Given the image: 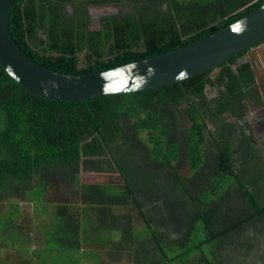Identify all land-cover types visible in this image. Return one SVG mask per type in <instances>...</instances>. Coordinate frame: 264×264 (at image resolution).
Returning <instances> with one entry per match:
<instances>
[{
    "label": "trees",
    "instance_id": "1",
    "mask_svg": "<svg viewBox=\"0 0 264 264\" xmlns=\"http://www.w3.org/2000/svg\"><path fill=\"white\" fill-rule=\"evenodd\" d=\"M126 4L130 12L121 9L102 17L98 30L89 29L88 5ZM262 5L264 0H17L10 27L37 64L85 75L187 46ZM246 52L214 75L210 70L156 89L70 102L29 92L0 64V204L4 196L39 195L35 188L43 190L45 201L54 182L53 194L66 198L54 212L39 213L52 221L56 235L47 253L37 254L38 264L53 262V253L81 252L92 230L101 243L86 252L90 264L95 256V264H110L111 258V264L115 258L118 264H226L220 251L240 235L248 240L256 228L264 232V155L237 123L256 84ZM208 89L216 96L208 97ZM209 125L216 148L211 166L204 152ZM130 146L138 158L130 156ZM82 171L118 172L123 183H84ZM135 210L142 220L138 227ZM6 218L0 220V240L6 238L2 230L15 235L10 246H0L18 257L5 259L0 247V264H31L28 252L16 246L22 238L15 221L21 218L12 212ZM56 241L59 246H51ZM238 249L250 255V247ZM248 262L244 256L239 264Z\"/></svg>",
    "mask_w": 264,
    "mask_h": 264
},
{
    "label": "water",
    "instance_id": "2",
    "mask_svg": "<svg viewBox=\"0 0 264 264\" xmlns=\"http://www.w3.org/2000/svg\"><path fill=\"white\" fill-rule=\"evenodd\" d=\"M17 0H0V64L24 89L59 101H84L182 82L218 68L264 41V5L230 26L176 50L103 72L73 75L31 60L18 46L10 27ZM247 61V60H245Z\"/></svg>",
    "mask_w": 264,
    "mask_h": 264
},
{
    "label": "rangeland",
    "instance_id": "3",
    "mask_svg": "<svg viewBox=\"0 0 264 264\" xmlns=\"http://www.w3.org/2000/svg\"><path fill=\"white\" fill-rule=\"evenodd\" d=\"M93 6V5H92ZM121 9H123V11H131V7L129 5H124V7L122 8H118V7H114V6H93L91 7V13L92 16L94 18V23L95 25H98V18L103 16V15H108V14H116L119 11H121ZM83 58V56H81ZM258 61L261 65V68L264 71V59H262V57L259 55L258 56ZM80 66H83V61L80 63ZM218 72V68L214 69V72L212 75L216 74ZM216 92L214 90L208 89V97H212L215 96ZM185 121L187 122V124L190 123V121H188V119L186 118ZM213 131L214 127L212 125L208 126V141L206 140L205 142V147H204V152H205V158L207 159V161L209 160V166L213 165L212 162H214V154L216 153V148L213 146V142H212V136L211 133L209 131ZM260 147V152L261 155H264V145L262 144V142H260V144L258 145ZM129 152H130V156L131 157H135L138 158V150L134 147H128ZM236 157L238 158L239 155L236 154ZM181 166H184L183 164H181ZM251 164L249 163L248 165H246L247 168H250ZM206 167H208V165L206 164ZM252 170H254V168H251ZM187 173V172H186ZM185 173V175H186ZM82 181L84 183H106V184H122L123 180L121 175L118 172H114V173H97V172H84L82 171ZM180 174L182 176H184V173L182 174L180 172ZM248 174V173H247ZM199 183V185L202 184V180L199 179V181L197 182ZM49 186L47 187V196H46V200H48L49 202H58V203H63L64 202V195H62L61 193H56L53 194L54 191L56 190L57 184L54 183H49ZM61 187V186H60ZM63 187V186H62ZM62 191H65V189H59ZM34 191H38L40 194L39 195H32L31 193H29L26 198H16L13 196H4V199L2 201V203L0 204V220L2 219L1 217H4V219L2 220H7L9 221L8 218L5 219V217H8L9 213L12 212V214H15L17 216V218H21L16 219V221L21 222L22 223V228H28L27 225L30 223V221H33V219L31 218L32 216V212H35L36 214L34 215L36 217V219H34L35 221H45L46 218L44 215H41L39 213H44L46 214V212H54L51 207V205L45 203V201L41 200V196L43 193V190L40 188H35ZM45 194H43L44 197ZM67 197L69 196L68 193L65 194ZM74 199V196L70 195L68 199ZM165 201H161L160 205V210H159V215L158 218L163 220V217L166 215L165 213ZM33 204V205H32ZM33 206V207H32ZM10 211V212H9ZM22 213V215L19 216V214ZM38 215V216H37ZM47 216V215H46ZM50 216V215H49ZM49 219V218H48ZM50 220V219H49ZM3 221V222H4ZM133 221L135 222V227L141 226V219L139 218L137 211H134V216H133ZM1 222V221H0ZM51 222V221H50ZM43 224V223H41ZM45 225V223H44ZM39 226V225H38ZM36 226L37 230H41L40 227ZM2 227V226H0ZM55 227H51L50 231H49V235L51 236H47L48 238H53L56 234H55ZM57 229H59V227H57ZM83 230L85 231V227H83ZM91 230V229H90ZM107 231V230H106ZM1 236L4 234L6 236V238L4 240H0L1 243L4 244V246L8 247L10 246L13 242H12V237L13 235H15L14 232H12L11 236H8L9 231H7V229H5L4 231H1ZM14 233V234H13ZM109 231L105 232V236L106 234H108ZM24 235V234H23ZM120 235V237L122 236L121 233H113L111 236L113 237H118ZM101 237H96L95 239H89L87 244H84L86 246L82 247L81 252H77V251H69L64 253L63 257L60 253H56V254H52L49 255L50 260H52L53 262H49V264H90L91 260L86 256L87 253L84 252H89V251H94L98 248V244L101 243V241H99ZM97 240V241H96ZM16 241V238H15ZM25 241V235L23 237V241ZM55 241V240H54ZM82 241H86V239L82 238ZM52 242V241H51ZM0 243V244H1ZM238 244L240 245L241 248H245V247H250V255L246 256L245 253H247L248 251L246 250H241L239 251L238 249ZM29 245V240L26 241V244L24 245V247H27ZM51 246L53 247H57L59 246L58 241H56V243H51ZM4 247V248H6ZM5 255H8L7 259H17V256L15 253L13 252H9L7 250L4 251ZM115 253V252H114ZM117 253V252H116ZM44 254V253H43ZM115 254L114 257H117ZM220 258L223 260L224 263L226 264H239L240 260L243 259V257L245 256L246 259L249 261L247 264H258L261 261V257L264 256V232H262L260 230V228H256L255 230L251 231L248 234V240L245 239L243 236L240 235V237L237 240H234V245L225 247L224 250L220 251ZM97 256H95L92 260V262L95 264L96 260H97ZM6 259V256H5ZM113 261V258L110 259V264ZM115 264H118L119 261L117 258H115L114 261ZM242 263V262H241ZM3 264H8L7 261L4 260Z\"/></svg>",
    "mask_w": 264,
    "mask_h": 264
},
{
    "label": "flooded vegetation",
    "instance_id": "4",
    "mask_svg": "<svg viewBox=\"0 0 264 264\" xmlns=\"http://www.w3.org/2000/svg\"><path fill=\"white\" fill-rule=\"evenodd\" d=\"M68 6L70 11H72V7L70 5ZM93 6L88 5L87 8L89 16L92 20L89 29L94 31L100 28V19L102 17H106L112 14L99 17L97 20L98 25H95L94 18L91 13V7ZM253 49V53H250L251 49L246 52L244 60H248L251 63V66L255 72L256 84L254 86V93L251 94V97L247 98L246 100V115L243 120H238L237 123H239L242 128H245L249 135L252 134V136L256 139L258 145L260 144V142H262V144L264 145V71L258 61L259 55L262 57V59H264V41L256 45ZM215 96H212L210 98H213ZM235 119L236 118H230L229 121H233ZM185 125L189 127L191 123L187 124V122L185 121ZM205 136L206 140L208 141V128L206 129Z\"/></svg>",
    "mask_w": 264,
    "mask_h": 264
},
{
    "label": "crops",
    "instance_id": "5",
    "mask_svg": "<svg viewBox=\"0 0 264 264\" xmlns=\"http://www.w3.org/2000/svg\"><path fill=\"white\" fill-rule=\"evenodd\" d=\"M46 196H47V194L44 195V198H45V201L48 203V200H46ZM65 199L66 198H64V201H65ZM60 204H62V203H58L55 201L49 202V205H51L52 208H57V206ZM35 214H36L35 212H32L31 218L33 219V221H30V223L27 225L28 228H22V223L15 221L19 226L18 232H20L21 238H22L21 244L17 243L16 246L20 249L24 248L25 251L28 252L29 259H32L31 264H38L39 259H38L37 254H42V252L47 253V250H46L47 242L50 241V239L47 236H51V235H49V229L52 226V224H51L52 221L51 222L50 221H35L34 220V219H36V217L34 216ZM41 223H43V224H41ZM44 223H45V225H44ZM36 226L40 227L41 230H37ZM23 234L25 235V241L24 242H22L23 237H24ZM99 235H100L99 233L95 234V232H93V230H92L91 233L87 234V241H89V239H95V237H97ZM82 236L84 238V234ZM27 240H29V245L27 247H24ZM0 247H2V250H1L2 256L4 258H5V256L8 257V255H5V252H4L6 248L3 249L4 248L3 246H0ZM7 251L15 253L16 256L18 257L16 250H14V251L7 250ZM84 253H86V252H84ZM44 255H46V254H44Z\"/></svg>",
    "mask_w": 264,
    "mask_h": 264
}]
</instances>
